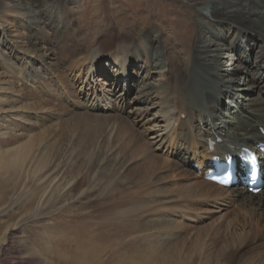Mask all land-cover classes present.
Masks as SVG:
<instances>
[{"label":"rangeland","instance_id":"obj_1","mask_svg":"<svg viewBox=\"0 0 264 264\" xmlns=\"http://www.w3.org/2000/svg\"><path fill=\"white\" fill-rule=\"evenodd\" d=\"M102 1L48 0L46 10L39 12L36 6L20 8L16 0H0V25L7 26L9 34L4 36L0 31V92L12 88L3 95L9 101L0 103V110L15 109L26 122L5 123L11 131L0 136V264H146L153 248L164 242L157 237L161 223L181 225L164 234L166 241L161 247L167 253L171 245H177L192 255L196 264H217L220 249L228 240L231 262L263 264L264 210L243 211L226 200L231 194L225 191L219 196V191H212L215 197L210 200L197 197L192 192L196 181L167 166L179 145L171 140L162 143L153 133L158 106L167 99L151 93L141 107L148 112L140 116L135 112L140 108L137 105L122 108L120 89L112 98L110 118H88L86 110L75 107L78 87L70 88L68 94L58 91L62 82L69 88L72 81H78L79 86L86 79L89 69L79 63L96 43L109 52L123 40L133 42L140 37L145 46L144 29L153 37L159 35L160 24L171 19L172 6L178 0H115L110 6L111 13L117 14L114 19L100 16ZM204 1L201 9L194 7L196 13L211 16V2ZM231 27L226 28L228 44L241 33L237 26ZM182 31L176 33L185 41L188 30ZM42 53L48 60V71L36 57ZM143 61L134 59L130 71L145 66ZM115 70L108 77L94 79V87L102 92L111 88ZM141 70L132 90L129 84V101L136 99L145 84L155 82L151 74ZM19 76L29 79L28 86L19 82ZM3 80L10 82L9 86H4ZM189 89L192 98L184 96L186 103L202 108L206 123L211 124L201 96ZM253 97L256 95L249 98ZM180 120L186 121V116ZM124 121L128 127L121 129ZM196 124L202 130V125ZM28 142L34 144L30 156L13 157L15 148ZM156 156L170 162L161 166L155 162ZM189 168L200 181L205 180V170L198 162ZM131 199L136 202L129 204ZM138 202L142 206L133 217L119 215L136 209ZM212 226L220 227V233ZM198 238L202 244L196 245ZM209 248L212 255L208 257Z\"/></svg>","mask_w":264,"mask_h":264},{"label":"bare ground","instance_id":"obj_2","mask_svg":"<svg viewBox=\"0 0 264 264\" xmlns=\"http://www.w3.org/2000/svg\"><path fill=\"white\" fill-rule=\"evenodd\" d=\"M42 1L44 2L38 4L31 0H16V7L31 8L36 6L39 9L38 11L42 12L46 10L45 4L48 0ZM189 1L178 0L173 4L174 6L171 5L175 9L171 13V19L167 18L164 25L160 24L161 33L159 35L153 37L149 35L147 29L146 31L144 29L143 35L146 36L145 46L140 37L133 42L123 40L115 50L109 52L103 51L100 45L96 43L95 48H91L88 52L86 51V56L82 57L83 62L79 63L80 66L85 64L89 69L86 79L81 80L82 83L79 86L78 81H72L69 88L66 87L68 85L65 86V82H62L61 86L57 87L59 88L58 91L61 90L63 93L68 94L71 90L70 88L75 90L78 87L79 100L76 101L75 107L86 110L85 113L88 115L84 116H88V118L90 116L94 118H98V116L110 118L111 115L108 113L113 110L111 105L112 98L120 89L122 91L118 94V97L123 102L121 104L122 108L124 106L132 107L137 105L140 108H137L135 112L140 116H144L147 114L148 109L141 107L147 103V98L151 93H157L158 96L167 100L158 106L160 110L154 116L156 124L154 125L153 133L156 136V140H160L162 143H168L171 140V144H177L179 147L175 151L170 165H167L170 161L163 162L157 156L154 158L155 162H161V166L176 167V169L183 171L182 173L187 179L195 180V186L193 187L192 184L191 186L193 187L192 192L198 194L197 197L210 200L215 197L211 194L212 191H219L216 196H219L221 191H225L228 195L231 194L230 199L227 198L226 200H232V204L235 203L243 211L264 210V193L253 195L247 191L245 186L226 189L209 181H200L199 175L194 169L189 168L191 164L198 162L200 168L208 170V167L212 166L214 158L222 161H225L230 156L239 158V155L246 150L258 152L257 146L264 144V136L259 132L260 128L264 130V0H207L208 3L209 1L211 2V16H209V13H196L194 7H203L205 1L193 0L195 1L194 4L188 3ZM114 3L115 0L102 1V12L100 14L102 18L114 19L117 16L116 13H111L110 11V6ZM142 19L145 20V17H142ZM238 19L241 21L239 22ZM169 26H171V30ZM231 26H237L236 28L240 29L241 33L234 35L233 40L228 44L226 28L232 29ZM192 28H194V31ZM168 29L171 31L170 33L167 32ZM182 30H188V42L187 40L184 41L176 33ZM0 31L4 36L9 35L7 26L3 27V25H0ZM181 34L184 36L183 31ZM31 40L32 37L29 36V44L32 43ZM241 42H244L245 45L242 46ZM153 50L156 52H153ZM36 57L42 61V64L45 63L43 70L48 71L47 66L49 64L48 60H46L47 58L45 59V53L36 54ZM136 58L139 60L143 59L142 63L146 62L145 66L142 65L137 71H135L136 69L130 71L129 67ZM153 66L155 68H152ZM114 68L116 69V78L113 80L112 87L105 89L104 92L95 88L93 80L98 78L99 75L108 77L110 72H114ZM143 68L149 73L147 76L151 74V80H155V82L145 84L144 87L138 90L136 99L129 101L128 92H131L132 88H134L135 83L133 81L136 82L139 79L138 77ZM146 79L149 80L150 77ZM18 80L23 82L25 86L29 84V79L23 76H19ZM3 83L4 86H9L10 84L7 80H3ZM189 88L198 92L202 98V103L206 104L205 107L209 110L208 117L212 121L211 124L208 125L206 123L202 108L199 109L195 104L191 106L186 103L184 96L187 95L192 98ZM11 90L12 88L3 89L0 92L2 95L0 103L9 101L3 95ZM31 92L34 97L35 92ZM253 94L256 97L250 99V95ZM15 99L17 100V98ZM0 113V119L4 121V124L0 125V136L2 137H5L8 134V130H10L7 126L9 124L5 123L13 120L17 124H26V122H23V118L17 115L15 109L5 112L0 110ZM182 115L186 116V121L180 120ZM198 122L202 125V130L200 131L196 126ZM123 126L128 127L125 121L120 126L121 129ZM184 132H188L185 137H183ZM33 146L34 144L29 142L22 144L20 147L15 148L13 157L20 158L21 155L26 159L32 153ZM182 146L184 149H182ZM135 202L132 199L128 201L129 204H134ZM122 204L124 203L122 202ZM119 205L117 204V206ZM141 206L142 203L138 202L136 209L133 208L134 210L132 211L125 210L120 212L119 215L133 217ZM121 208L123 207L118 210H121ZM179 226L181 225L174 227ZM174 227L170 224H159V229L157 228L158 240L165 242L164 234L176 229ZM212 227L214 228L215 226ZM215 228V230H218L217 228L220 227L216 226ZM219 233L220 231L218 230ZM231 241L234 243L233 238ZM164 242L162 245H164ZM197 244H202L199 238L196 239ZM161 246L153 248L152 256L150 258L149 256L147 257L146 264L197 263L192 255L185 254V251L177 245H171L169 253L165 252ZM222 247L220 249L221 257L217 264H235V261L231 262L233 257L228 251V240ZM211 249L209 248L208 250V257L212 255L210 254ZM261 257L260 255V259ZM91 260H93V257ZM26 263L30 264L29 262ZM87 263L90 264V261ZM207 263L214 264L212 261ZM207 263L203 262V264Z\"/></svg>","mask_w":264,"mask_h":264}]
</instances>
